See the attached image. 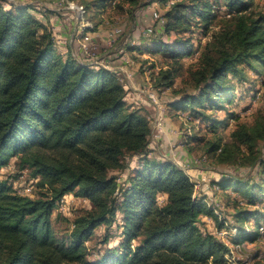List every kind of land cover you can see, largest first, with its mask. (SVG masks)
Instances as JSON below:
<instances>
[{
  "label": "trees",
  "instance_id": "1",
  "mask_svg": "<svg viewBox=\"0 0 264 264\" xmlns=\"http://www.w3.org/2000/svg\"><path fill=\"white\" fill-rule=\"evenodd\" d=\"M156 1L161 0H83L86 10L98 11L108 3L136 9ZM215 1L175 0L161 15L165 33L175 37L157 36L130 48L146 47V52L163 58L153 78L155 87H172L176 77L185 74L187 87L173 88L167 116L188 109L190 120H207L218 131L229 121L217 120L209 109L217 111L240 98L248 67L257 73L264 69V4L224 0L227 15L220 28L196 62L186 65L185 58L200 51L193 21L207 34L220 9L221 1ZM34 7H7L0 1V169L16 157L19 171L28 169L39 177L40 189L34 196L20 194L0 178V264L224 263L229 246L199 222L203 213L212 216L218 228L225 220L205 197L197 196L184 168L150 155L151 122L142 106L127 102L119 74L78 61L70 52H57L52 29L31 12ZM150 61L149 56L143 60L144 71L158 66ZM262 141L263 113L251 124L239 121L229 138L217 135L205 142L203 157L215 155L231 164L249 158L259 165L260 181L230 174L214 180L215 190L233 207L235 242L256 241L264 224ZM126 153L138 158L137 166L120 184L110 171L127 168ZM70 192L89 199L92 207L77 214L66 236H60L52 216ZM219 193L210 199L223 201ZM240 197L245 204L239 203ZM118 212L123 239L93 256L87 241L97 236L99 226L111 225ZM249 221L254 230L248 228Z\"/></svg>",
  "mask_w": 264,
  "mask_h": 264
},
{
  "label": "rangeland",
  "instance_id": "2",
  "mask_svg": "<svg viewBox=\"0 0 264 264\" xmlns=\"http://www.w3.org/2000/svg\"><path fill=\"white\" fill-rule=\"evenodd\" d=\"M0 1H4L5 6L7 7H10V3L34 5L35 7L31 12L39 18L41 16L42 21L52 29L53 35L56 39L57 52H61L63 54L70 52L76 60L87 62L90 64L89 60H85L84 55L80 51L81 49L79 46V42L76 41V34H74V32L76 33L77 22L74 14L67 8L68 5L66 3V0ZM72 1L77 4H85L83 0ZM143 1L146 2L148 0ZM220 1V9H217L218 11H216L214 18L211 21L210 28L207 34L202 33L203 28L198 24L199 22L193 21L194 25H192V34L196 45H199L200 51H198V53H195L192 57H186V65L194 64L196 62V59L199 57L201 50H203L210 36L215 30H218L220 28L223 16L227 15V9L225 5H223L224 0ZM256 1L260 4H264V0ZM154 3H152L151 5L138 7L136 9L128 4H126L124 8H117L108 3L101 11H98L94 8H90L87 10L88 19L92 23L91 29L94 31V33H92V45L95 47L94 50L97 56V59H95L97 62H94V64L99 63L98 65L100 66H102V64L109 65L121 77L122 74L119 73L120 69H118L121 65L128 66L132 70L133 64L137 63L138 65V63H140L136 72H139L140 75L148 76L147 78L144 77V83L147 84L149 79L150 81H153V78L156 76V71L162 64L161 61L163 60V58L161 56L154 55L151 52H146V47L142 50L137 49V52L134 53L137 57L135 55L130 56V54H124L122 51H120V49H128L130 48V46L135 45L138 46L139 44H142V42H148L157 36H162V38L166 40H170L175 37V35H168L165 33L163 29L165 19L163 18L162 20V17L155 18L154 15V12L156 11L161 16L166 8L170 6L167 3V0L156 1ZM50 17L53 18V22L51 19H49ZM56 25L58 26V29H54V26ZM117 27L124 28V31L123 34L118 38L116 37L117 40L113 42L114 39L112 37V33H114V30ZM148 56L150 57L151 61H153L154 59L153 62H156L158 66L150 71H144L141 67L142 62ZM121 58L123 60H125L124 58H127V60L123 62L117 61V59ZM247 71V83H245L243 88H241L239 91L241 92L240 98L235 99V103L233 104L229 103L227 107L218 109L217 111L213 112L210 109L208 111L219 121L228 119L229 126L222 125L219 127L218 131H213L212 127H210L209 125V121L207 120L205 121L200 118L197 121L190 120L191 118L190 116H188L189 110L187 109L181 112L183 118H177L175 121L178 127L177 130V127H173L174 125H172V113L168 114V116L171 118V120L169 119L168 123L170 124V129H172L171 132H174L175 135L170 132L169 136L166 135L167 137L163 136L162 139L160 138V142L163 144L162 147H160V149H157V147H155V149L154 147H152V149L150 147L151 150L154 151L151 152L150 155L152 157L156 156L164 160H175V163L176 161L182 162V160L184 159V157H182L183 154H192L191 157H194V159L202 158L206 154L205 142L207 140L217 135H223L225 138H229L231 130L236 127V124L239 121L251 124L254 122L256 115L261 113L264 114V69L261 71V73H257L254 70L249 69L248 67ZM184 75L185 74L176 77L174 86L172 87L160 88L155 87L151 84V86L154 87V89L157 91L158 98L161 104L165 105L166 109V103L168 102V100L172 99L175 96L173 93V88L187 87L185 81L182 79ZM122 81L125 82L124 79H122ZM142 88H144V86H142L141 89ZM144 94L141 96L142 99H144L143 102L139 99L138 102L131 101L129 97H127V94V102L131 105L134 104L136 106H142L144 108V112L146 113L152 124L157 116L158 107L153 103V101H149L147 95ZM178 131H181V133H179ZM156 133L157 131L153 128L151 136ZM195 136H199L198 138H201L200 142H197L195 140ZM150 139V145L151 143H154L155 146V138L152 136L150 137ZM258 148L261 153V158L264 159L263 141L259 143ZM123 160H125V162L128 164L127 168H125L124 170L110 171L111 175H116L118 177V182L120 184H122L123 181L127 178L129 171L137 166L138 158L136 156H133L131 153H126L123 156ZM197 166L198 169L202 170V173L205 174L203 179L205 182L211 181L213 178L219 179L222 175L226 174L238 176L243 180H262L260 174L258 173V163L253 164L249 158L243 160V163L240 162V164H231L218 161L215 158V155H208L207 160L200 164V166ZM181 167L184 168V166ZM0 178L9 180V182L13 184L16 191L20 194L34 196L37 195L40 191V189L37 187L39 177H32L31 172L28 169L19 171L16 166V157H13L9 164L3 166L0 169ZM28 186H33L32 191L26 192ZM216 188L217 185L215 189ZM231 194L238 196V194L233 191L231 192ZM206 196L207 194H204L203 197L210 200V203H212L211 205L213 207L215 205L217 206V203L220 202L219 201L217 203H213V199H210ZM219 196L223 197V201H221L223 203L221 204L223 207H220L222 218L225 219V221H227L228 223L233 224L234 226L236 223L235 219L232 217L233 207L231 204L227 205V197L225 196V194H223V192L219 193ZM215 200L218 199L215 198ZM163 201L164 197L162 196V198H160V202L162 203ZM245 202V199L241 198V201L239 203L245 204ZM91 207L92 202L89 199L77 196L74 192L66 194L64 198L57 204L54 210L52 216L54 229L60 236H66V234L68 233L67 231L73 224L72 222L75 216L79 213H82L86 209H90ZM121 218L122 214L118 212L116 219L112 222L111 225L107 226L106 224H103L99 226L96 230L97 236L87 241V244L93 256H95V252L103 251L107 247L119 245V243L123 239ZM200 220L201 221L199 223L201 224L203 230L211 231L214 233L217 232V225L215 219L212 216L203 213ZM253 225V221H249L247 223L248 228L252 230L255 229ZM106 237L109 238L107 242H104ZM261 238V243L259 241L257 242V240L244 241V244L247 248L240 255L241 261L249 259L251 260L249 264H264V233L262 234Z\"/></svg>",
  "mask_w": 264,
  "mask_h": 264
},
{
  "label": "built area",
  "instance_id": "3",
  "mask_svg": "<svg viewBox=\"0 0 264 264\" xmlns=\"http://www.w3.org/2000/svg\"><path fill=\"white\" fill-rule=\"evenodd\" d=\"M175 2V0H168L167 3L169 5L173 4ZM66 3L68 5V9L74 14L76 21H77V28H76V40L79 42V46H80V51L82 52V54L84 55L85 60H89L90 64L96 68H106L112 71H115L112 67H110L109 65L106 64H102V66L98 65V64H94V62L96 63L97 61L95 59H97L96 53H95V47L92 45L93 43V35H92V23L91 21L88 19L87 17V10L84 7V5L82 4H77L74 3L72 0H66ZM155 18L156 17H161L160 14L158 12H154ZM124 28L122 27H117L114 30V33H112V37L114 39L113 42H115L117 39L116 37H120L123 34ZM120 51H122L124 54L128 53V50L125 48H121ZM135 62V61H134ZM119 73L122 74V71L119 70ZM122 79H124V83L125 85H129L131 83V80L133 78V71H123V74L121 76ZM149 79V78H148ZM151 84L154 86L153 81L150 79L147 82V85L144 86V88H142V91L147 95V97L149 98V101H153V103L158 107V113L157 116L155 118V120L153 121L152 125V129L154 128V130L157 131L156 134L152 135L154 138L155 136L160 135V132H162L163 126H164V122L165 119L167 117V109L165 108V105L161 104L159 98H158V93L157 91L154 89V87L151 86ZM207 158L206 157H202L199 159H194L196 165L202 164L204 161H206ZM177 164L179 165H183L181 164V162L176 161ZM33 184V182H32ZM33 186H28V188L26 189V192H30L32 191ZM208 205L210 207H212V209H214L215 213L218 215V217L221 220H225L222 218V214H221V209L220 207L222 206L221 204H223L221 202L220 199L215 200L213 198V203H217V206L215 205L214 207L211 205L212 203H210V200H206ZM214 205V204H213ZM223 207V206H222ZM216 234L218 236V238H220L222 241H224L230 248V250L226 253L225 257L226 260L224 263L222 264H249V262L251 260L246 259V260H242L241 261V254L246 250V245L244 244V242H235L233 240V236L236 235L237 233V229L235 226H233V224L228 223L227 221H225V225L221 228L216 227ZM264 233V224L260 226V236L257 239V242L261 241L262 238V234ZM261 243V242H260Z\"/></svg>",
  "mask_w": 264,
  "mask_h": 264
},
{
  "label": "crops",
  "instance_id": "4",
  "mask_svg": "<svg viewBox=\"0 0 264 264\" xmlns=\"http://www.w3.org/2000/svg\"><path fill=\"white\" fill-rule=\"evenodd\" d=\"M51 17H52V14H51ZM51 17L49 19H51L52 22H53V18H51ZM40 18H41V16H40ZM54 29H58V26L57 25L54 26ZM92 33H94V31H92ZM74 34H76V33L74 32ZM136 52H137V49H133V47H131V48H128L127 55L130 54V56L131 55L133 56V55H135L134 53H136ZM124 59L127 60V58H124ZM125 60H123L122 58L121 59H117V61H119V62H123ZM138 65H140V63H138ZM138 65H137V63L133 64V66H132L133 69L132 70L128 66H124V65L123 66L121 65L118 69H120L122 71V74H123V71H126V70L127 71H133V78L131 80L130 86L129 85L126 86V89L128 88L127 89V94H128L127 97H129V99L131 101L138 102V99H139V100H141L143 102L144 99H142L141 96L144 94V92L142 91L141 87L147 85L146 83H144V77L147 78L148 76L140 75L139 72L138 73L136 72L137 68L139 67ZM129 87H130V89H129ZM171 113L173 115V119H172L173 123H172V125H174L173 127H177V124L175 122L176 119L177 118H179V119L183 118V116L181 114V111L177 112L175 110H172V111H170V114ZM175 113H177V114H175ZM169 119L171 120V118L169 116H167L166 119H165V122H164V126H163V129H162V132H160L159 136H155V139H154L155 146H154V143H151V145H150L151 148L154 147V149H155V147H157V149H160V147H162V145H163L160 142V138L162 139L163 136L167 137L166 135L169 136V134H170V132L172 130V129H170L171 127H170V124L168 123ZM177 130H178V127H177ZM178 132L181 133V131H178ZM171 133L173 135H175L174 132H171ZM152 152H154V151H152ZM191 156H192V154H187V155L183 154L182 157H184V159L182 160V162L181 161L180 162H181V164H183L182 166H184V168L186 166V168H185L186 171L191 176V179L195 182L196 194H198V196L201 197V198L204 196V194H207L206 197L212 198L210 196H214L215 194L219 193L218 191L215 190L216 184H214V180H216L217 178H213L211 181L205 182L203 180L205 174L202 173V170L198 169V166L196 165V163L194 161V157L192 158Z\"/></svg>",
  "mask_w": 264,
  "mask_h": 264
}]
</instances>
